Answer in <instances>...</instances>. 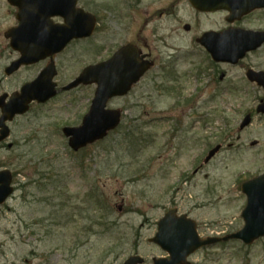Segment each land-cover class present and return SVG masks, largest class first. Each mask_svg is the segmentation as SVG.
Listing matches in <instances>:
<instances>
[{
	"label": "rangeland",
	"instance_id": "374dc122",
	"mask_svg": "<svg viewBox=\"0 0 264 264\" xmlns=\"http://www.w3.org/2000/svg\"><path fill=\"white\" fill-rule=\"evenodd\" d=\"M79 2L101 24L92 41L74 42L59 56L61 77H73L99 58L105 37L126 24L121 13H130L142 40L155 52L166 60L179 55L184 61L178 69L184 72L178 92L181 99L194 100L176 105L178 93L154 98L145 81L135 96L112 101L110 107L125 112L121 127L80 152L71 150L61 130L80 124L94 93L89 87L35 103L12 121L8 146H0V166L12 170L16 188L7 205L0 206V264H120L138 252L149 261L163 253L149 239L174 207L198 222L202 236L241 229L246 198L239 185L264 172V119L255 116L239 132L246 110L254 105L245 91L242 95L240 90L242 96L227 91L228 78L219 85L209 82L206 71L199 69L203 54L194 38L223 26L227 13H198L187 0H136L134 11L127 0ZM16 12L0 0V95L20 90L41 67H23L9 77L4 72L19 57L4 38L17 26ZM260 15L251 19L261 21ZM186 24L190 32L184 31ZM234 72L237 82L242 81V70ZM254 140L258 144L252 146ZM219 144L220 152L204 163L208 151ZM93 195L100 197L104 210L94 205ZM190 260L264 264V238L250 246L233 241L209 247Z\"/></svg>",
	"mask_w": 264,
	"mask_h": 264
},
{
	"label": "water",
	"instance_id": "95a60500",
	"mask_svg": "<svg viewBox=\"0 0 264 264\" xmlns=\"http://www.w3.org/2000/svg\"><path fill=\"white\" fill-rule=\"evenodd\" d=\"M12 6L19 8L17 19L19 25L9 29L5 37L10 39V46L21 56L6 67L5 73L11 75L22 65H29L61 52L73 39L91 36L96 26V17L91 12L77 7L78 0H8ZM201 11L227 9L230 11L229 20L250 13L253 8L264 6V0H189ZM239 10V11H238ZM53 16H61L65 24L56 25ZM250 32L229 30L223 33L208 32L198 39L212 56L218 61L237 63L246 52L257 48L264 42L261 35ZM137 49L127 45L115 53L106 62L89 66L83 70L78 78L64 87L66 90L77 87L81 83H97L98 88L90 112L85 115L83 123L77 127L67 126L62 131L69 138V144L75 151L104 138L110 130L115 129L120 122L118 110L106 109L107 102L114 96L126 94L131 84L139 80L149 64L139 61ZM54 63L35 78L25 83L20 91L11 95L5 93L0 96V143L10 135L11 122L16 115L25 114L33 101L45 103L57 94ZM263 75V74H260ZM264 85V78H255ZM9 97V100H7ZM258 112L264 113V104L258 107ZM242 128L250 124L248 115L242 121ZM253 145L256 142L252 143ZM221 146L212 149L205 159L208 162L218 153ZM13 176L10 170H0V204L11 195ZM243 191L247 193L248 203L242 216L245 226L237 233L224 238L203 239L197 231V223L187 217L178 216L176 209H170L159 221L155 238L150 241L159 244L170 258H159L154 264H190L188 257L198 249L229 239H241L246 244H252L259 237L264 236V175L243 184ZM140 256L130 257L125 264H142Z\"/></svg>",
	"mask_w": 264,
	"mask_h": 264
},
{
	"label": "flooded vegetation",
	"instance_id": "af4514ba",
	"mask_svg": "<svg viewBox=\"0 0 264 264\" xmlns=\"http://www.w3.org/2000/svg\"><path fill=\"white\" fill-rule=\"evenodd\" d=\"M127 1H128L127 6L129 10L134 11L136 0L135 2L133 0L131 1L127 0ZM198 13H201V12H198ZM216 13H220V11H217L214 13H202V14H216ZM256 13H260L262 15L258 17L259 19L261 18V21H257V20L255 21L251 19L252 14H256ZM121 17H122V21L124 20L126 21V24H122V26L119 28V32L117 31V33L105 37L104 45L101 46L102 47L101 51L98 54L99 58L88 61V64L86 65H90V64L93 65L100 61L109 60L118 49H120L122 46L127 45V44H133V45L135 44V46L139 50V55H138L139 59H141L144 56V60L145 61L148 60L152 64H151L150 69L144 73L141 79L136 84H132L133 85L132 88L126 95L113 98L112 100H110L107 107L111 106L112 101L116 99L126 100V98L130 99L132 94L133 96H135L134 93L135 92L137 93L139 85L145 81L149 82L148 84H149L150 89L152 90V92L154 91L153 92L154 98L156 97L158 93H170V95L171 94L175 95V93L176 94L178 93L174 98L176 101L175 103L176 105L178 103L180 104V102L182 101H184L185 104H190V102L194 100L193 97L187 98V99H181L183 96L180 92H178L179 89L181 90V87H179L181 84L180 82L181 78L184 77V72H178L179 67H181L180 64L184 62V61L179 60L181 57L179 55L176 57H174L175 55H171V57L169 56L170 58L166 60V58H164L162 54L155 52V50L153 49L151 45L147 44L146 42H144V40H142L140 27L135 22L136 19L134 20V18L130 16V13L126 15L121 13ZM97 20L99 21L98 23L100 25L101 19H99L98 15H97ZM263 20H264V7L256 8L255 10L251 11L250 14L248 13L242 16L241 18H237L233 21L228 22L227 16H226L225 17L226 22L223 26L210 27L206 30L201 31V33L198 36H195L194 38L196 41L199 36L203 35L204 33L208 31L222 32V31H225L231 28L244 29L250 32H256L258 35L262 34L261 36L264 37V21ZM55 21L58 23H61L62 19L55 18ZM190 28L192 29L191 25L186 24L184 26V31L190 32L191 31ZM97 29L95 30L94 34L91 35L90 38L74 40L71 42V44L76 41H89L93 39L95 34L97 33ZM197 44L202 49V54H203V57L200 59V62H199V69L206 71V75L209 77V82H213V84L219 85L220 79L228 78L229 81H228L227 91H230V94H233L234 96L240 93L243 95L244 94L243 91H245L244 96L250 99L251 103L254 105V108L247 110L246 114H250L252 115V117L259 116V118L264 119V114L256 115V111H257L256 109L258 108L260 104L264 103V85L259 84L257 80H252L258 77L264 78V43L262 44V46H259L257 49H254V50L251 49V51H249L246 54V56L243 57V59H241L236 65L229 63V62L214 61L211 54L202 45H200L199 43ZM62 54L63 52L59 54H55L53 56L56 62V65L58 63L59 56H61ZM174 58H177L178 60H174ZM50 61L51 59L48 58L45 61L40 62L35 65H41V67L39 68V71H41L42 69H44L43 67L48 65ZM31 66L33 65L26 66V67H31ZM235 68H239L242 70V76L239 77L242 79V81L237 82L236 79H238V77L234 72ZM201 70L199 72H201L202 74L203 71ZM250 71H251L250 73L251 75L249 76ZM260 74H263V75H260ZM77 75L73 77L68 76L67 78H63L61 77V73L57 65V74L54 78L58 84V89H59L60 94L62 93L68 94V93H72L73 91H75V90L64 91L63 87H65V85L70 83L72 79L76 78ZM80 87H89L93 89L95 93L97 85L96 84L94 85L90 84V85H85V86L81 85ZM240 90H242V92H240ZM246 91H249V92H246ZM244 103H247V102H244ZM118 110L121 112V115H122L121 117H123L125 113L124 110L121 108H118ZM165 118H168L167 119L168 122L173 120V119H169V117L167 116ZM177 124L178 123H176L175 126L178 127ZM251 125L246 127L244 130V129H241V123H240L238 130L240 133H243ZM263 158H264V153H263ZM199 167L200 165L197 167V169H195V172H197ZM202 250L204 249L198 250V252H201ZM134 254H139V252L134 253ZM134 254H130V255H134ZM157 257H168V254L165 252L159 255L155 254L154 256L150 258L149 261L145 260L144 264H153V261ZM123 263L124 261L120 264H123Z\"/></svg>",
	"mask_w": 264,
	"mask_h": 264
},
{
	"label": "trees",
	"instance_id": "16d2710c",
	"mask_svg": "<svg viewBox=\"0 0 264 264\" xmlns=\"http://www.w3.org/2000/svg\"><path fill=\"white\" fill-rule=\"evenodd\" d=\"M97 205V204H99L100 205V207H99V209L100 210H104V208H106V207H104V205H103V203H102V200L100 199V197H99V199H98V197L97 196H95V199H94V205ZM98 206V205H97ZM111 215L109 214V217H110Z\"/></svg>",
	"mask_w": 264,
	"mask_h": 264
}]
</instances>
